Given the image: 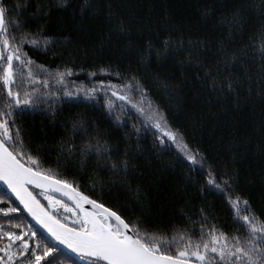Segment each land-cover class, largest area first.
I'll return each instance as SVG.
<instances>
[{
    "label": "trees",
    "instance_id": "trees-1",
    "mask_svg": "<svg viewBox=\"0 0 264 264\" xmlns=\"http://www.w3.org/2000/svg\"><path fill=\"white\" fill-rule=\"evenodd\" d=\"M29 2V11L35 10L37 0ZM250 3L251 0H69L66 9H53L45 30L55 39V46L46 47L43 41L37 47L25 45L34 61L31 68L38 81L35 87L40 89L37 95L46 102L18 120L25 139L46 159L43 167L133 222L143 214L148 231L156 236L171 239L187 229L195 241L202 221H207L205 231L214 224L229 237L241 235L234 227L238 214L256 217L258 226L264 224V90L255 82L256 61L245 58L246 64L253 65L251 84L237 65L232 71L240 74L242 83L235 91L213 87V80L220 81L226 74L217 66L221 46L249 51L248 46L264 25V15L248 7ZM237 9L244 16L243 27L221 23L231 20ZM29 24L35 31V20L29 19ZM66 69L72 74H65L63 83L58 82L57 74ZM133 76L146 94L145 103L151 101L153 108H159L189 148L206 157L203 167L210 165L221 175L234 177L233 189L242 201H248V212L242 202L233 209L225 196L201 191L206 188V176L190 170L174 146H160L153 135L155 129L148 122V126L142 124L144 117L134 109L127 114L119 107L109 112L108 98L117 105L122 103L107 91L109 82L118 85ZM45 79L47 88L40 83ZM92 88L97 89L95 100L85 96ZM65 91L74 95L65 96ZM3 95L0 92V97ZM80 121L86 128L74 133L73 124ZM85 131L106 141L114 157L123 158L127 152L134 166L128 172L132 190L125 184L113 183L112 173L96 164L95 155L86 168L80 169L76 161L60 152L63 143L73 137L77 144L84 141ZM4 191L0 186V207L20 208L9 194L3 197ZM38 198L47 205L42 196ZM58 211L74 218L63 208ZM23 219L36 229L24 213ZM0 224L7 228L3 213Z\"/></svg>",
    "mask_w": 264,
    "mask_h": 264
},
{
    "label": "snow or ice",
    "instance_id": "snow-or-ice-1",
    "mask_svg": "<svg viewBox=\"0 0 264 264\" xmlns=\"http://www.w3.org/2000/svg\"><path fill=\"white\" fill-rule=\"evenodd\" d=\"M68 5L69 0H37L35 10L29 11V0H0V92L4 93L0 97L3 100V109H0V185L5 186L4 198L11 193L22 205V208L0 207V213L7 218V228L0 224V264H264V224L258 226L254 216L237 215L238 222L234 227L241 235L229 237L214 224L205 231L207 221H202L200 236L195 241L187 229L168 239L151 234L143 214L133 222L43 167L46 159L40 156L39 149L31 147L18 123L25 112L46 102L37 95L40 89L35 87L38 81L31 68L34 61L25 51V45L37 47L43 41L44 46L54 47L55 39L45 28L51 21L52 10H63ZM248 7L264 15V0H251ZM29 19L35 20V31L31 30ZM243 22L240 9L233 12L231 20L221 21L229 27H243ZM120 30H124L123 25ZM248 47L249 51H236L221 46L217 66L226 70V74L220 81L213 80L214 88L235 91L242 83L240 74L232 71L237 65L251 84L253 65L245 63L247 57L256 61L255 82L264 90V25ZM189 62H192L191 54ZM65 74L71 75V70L58 73V82L63 83ZM116 75L120 77V73ZM40 83L48 87L46 79ZM107 91L122 102L117 105L108 98L109 112L119 107L127 114L134 109L144 117L142 124L148 126L150 123L155 129L153 135L160 146H174L178 155L188 162L190 170L206 176V188L201 191L225 196L233 209L242 202L246 206L245 212L249 211L248 201H242L233 189L234 177L221 175L210 165L207 169L203 167L207 163L206 157L199 150L189 148L182 134L168 124L159 108H153L151 101L145 103L146 94L135 76L118 85L109 82ZM96 92V88L88 89L85 96L95 100ZM64 95L73 96L74 93L65 91ZM132 127L136 132L140 131L135 124ZM84 128V121L73 124L74 133ZM85 136L79 144L75 143V137L64 142L60 152L66 153L67 159L76 161L80 169L86 168L89 159L95 155L96 164L112 173L113 183L125 184L132 190L128 172L134 166L130 165L127 152L123 158L114 157L113 150L102 138L90 136L86 131ZM37 189L40 190L38 193ZM52 193H61L74 207H69ZM136 193L139 201L138 189ZM38 196H43L48 204H42ZM59 208L71 212L74 218L62 216ZM23 211L43 229V233L24 221ZM10 213L21 215L12 217Z\"/></svg>",
    "mask_w": 264,
    "mask_h": 264
},
{
    "label": "water",
    "instance_id": "water-1",
    "mask_svg": "<svg viewBox=\"0 0 264 264\" xmlns=\"http://www.w3.org/2000/svg\"><path fill=\"white\" fill-rule=\"evenodd\" d=\"M1 188L3 190H5V186L0 185ZM36 191H40L39 189H37ZM9 195L12 197V199L17 203V205L22 208V205L19 204L18 201L15 200V197L11 195V193H9ZM52 195L57 198L62 200L63 202H65L66 204L70 205L71 207H74V205L72 204V201L68 200L67 197L62 196L61 193H52ZM90 207V206H87ZM23 213L27 216V218L30 220V222L36 227L37 230H39L40 233H43V229H40L39 225L36 224V222L34 220H32L31 216L28 215V213L26 211H23ZM50 239V238H49ZM75 258V257H74ZM78 259V258H77Z\"/></svg>",
    "mask_w": 264,
    "mask_h": 264
},
{
    "label": "rangeland",
    "instance_id": "rangeland-1",
    "mask_svg": "<svg viewBox=\"0 0 264 264\" xmlns=\"http://www.w3.org/2000/svg\"><path fill=\"white\" fill-rule=\"evenodd\" d=\"M42 199L48 204V201L47 200H45L44 198H43V196H42ZM59 210V209H58Z\"/></svg>",
    "mask_w": 264,
    "mask_h": 264
}]
</instances>
